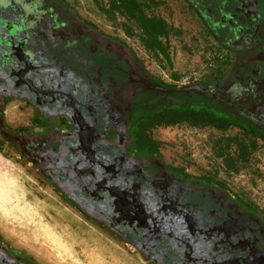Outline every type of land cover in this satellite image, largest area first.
Masks as SVG:
<instances>
[{
    "label": "flooded vegetation",
    "instance_id": "flooded-vegetation-1",
    "mask_svg": "<svg viewBox=\"0 0 264 264\" xmlns=\"http://www.w3.org/2000/svg\"><path fill=\"white\" fill-rule=\"evenodd\" d=\"M184 1L233 64L178 88L62 0H0V136L149 264H264L255 207L172 167L144 135L203 110L264 145V0ZM193 96L203 107L183 102ZM0 264L27 263L0 241Z\"/></svg>",
    "mask_w": 264,
    "mask_h": 264
},
{
    "label": "rangeland",
    "instance_id": "rangeland-1",
    "mask_svg": "<svg viewBox=\"0 0 264 264\" xmlns=\"http://www.w3.org/2000/svg\"><path fill=\"white\" fill-rule=\"evenodd\" d=\"M62 1L78 18L120 42L151 76L173 87L209 84L224 78L233 64L184 0H135L139 20L113 0ZM149 19L163 20L165 34L153 36ZM183 102L204 105L194 96ZM240 129L183 124L147 129L144 135L153 139L166 163L191 177L222 184L264 218V145L252 140L250 131ZM86 234L94 241H88ZM0 241L27 264H149L129 243L62 197L2 136Z\"/></svg>",
    "mask_w": 264,
    "mask_h": 264
},
{
    "label": "trees",
    "instance_id": "trees-1",
    "mask_svg": "<svg viewBox=\"0 0 264 264\" xmlns=\"http://www.w3.org/2000/svg\"><path fill=\"white\" fill-rule=\"evenodd\" d=\"M113 1L117 2L118 7L121 11L128 13L132 17L135 16L136 19L138 20L142 19L140 15L136 16V13L140 12V8L135 0H113ZM146 22L149 25L150 27L149 31L153 36L157 37L159 35L165 34L167 27H166V23L163 20L149 19ZM182 115H183L182 120H184L188 116L185 111L182 113ZM189 122L191 126H200L202 124H206L217 130H225L226 128H228L229 125H231V121L227 117L217 116L216 114L207 113L203 110L198 112H193V116L190 117ZM241 154L243 155V153Z\"/></svg>",
    "mask_w": 264,
    "mask_h": 264
},
{
    "label": "bare ground",
    "instance_id": "bare-ground-1",
    "mask_svg": "<svg viewBox=\"0 0 264 264\" xmlns=\"http://www.w3.org/2000/svg\"><path fill=\"white\" fill-rule=\"evenodd\" d=\"M54 224V223H53ZM85 234V233H84ZM90 235V234H89ZM6 236H8V235H6ZM88 235L86 234V237H87ZM93 239V236L91 235V236H89V238L87 237V240L88 241H91ZM92 241H94V240H92ZM12 245H13V247L15 248H18V246L15 244V243H13L12 242ZM85 245V244H84ZM102 245V244H101ZM19 249V248H18ZM102 249H103V247H102Z\"/></svg>",
    "mask_w": 264,
    "mask_h": 264
},
{
    "label": "water",
    "instance_id": "water-1",
    "mask_svg": "<svg viewBox=\"0 0 264 264\" xmlns=\"http://www.w3.org/2000/svg\"><path fill=\"white\" fill-rule=\"evenodd\" d=\"M200 92H202V91L200 90Z\"/></svg>",
    "mask_w": 264,
    "mask_h": 264
}]
</instances>
